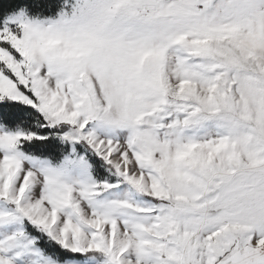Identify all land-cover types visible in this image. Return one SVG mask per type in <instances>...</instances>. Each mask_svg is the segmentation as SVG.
I'll list each match as a JSON object with an SVG mask.
<instances>
[{
  "label": "snow or ice",
  "instance_id": "6c2138e0",
  "mask_svg": "<svg viewBox=\"0 0 264 264\" xmlns=\"http://www.w3.org/2000/svg\"><path fill=\"white\" fill-rule=\"evenodd\" d=\"M0 264H264V0H0Z\"/></svg>",
  "mask_w": 264,
  "mask_h": 264
}]
</instances>
